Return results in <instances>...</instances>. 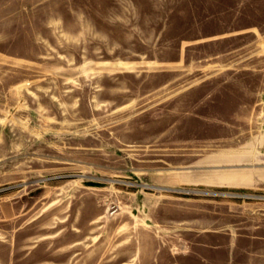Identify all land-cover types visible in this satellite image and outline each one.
Listing matches in <instances>:
<instances>
[{
  "label": "rangeland",
  "instance_id": "1",
  "mask_svg": "<svg viewBox=\"0 0 264 264\" xmlns=\"http://www.w3.org/2000/svg\"><path fill=\"white\" fill-rule=\"evenodd\" d=\"M263 122L264 0H0V264L263 246Z\"/></svg>",
  "mask_w": 264,
  "mask_h": 264
},
{
  "label": "crops",
  "instance_id": "2",
  "mask_svg": "<svg viewBox=\"0 0 264 264\" xmlns=\"http://www.w3.org/2000/svg\"><path fill=\"white\" fill-rule=\"evenodd\" d=\"M201 236H202L201 238L202 240L198 242V244L200 245V247L198 248V251L202 252L201 260L206 262L204 264H211V263L213 264V262L215 263V260L211 257L210 252L212 251L210 250H217V249H223V248H224L223 250H225L226 248L227 252L230 251L232 253V255L227 258L225 264H264V245L261 247L258 246L259 249L258 248L255 249L256 252L254 253L255 250H252L251 248L252 244L246 245V244H243V242L241 243V240L242 239L246 240V238H248L249 235L248 236L239 235V234L236 235L230 231L227 234V239L223 242H216L215 241L216 238L213 237V235L209 233V231L202 232ZM215 236L225 237V235H221L219 233L218 235H215ZM247 241L252 242L253 239L250 238ZM236 251L237 252H242V251L247 252L248 254L247 258L243 259V261H239V258L236 256Z\"/></svg>",
  "mask_w": 264,
  "mask_h": 264
}]
</instances>
